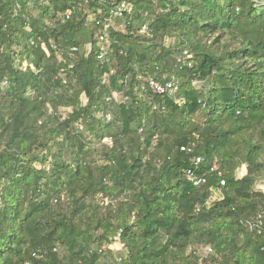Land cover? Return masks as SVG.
Instances as JSON below:
<instances>
[{"label": "trees", "instance_id": "1", "mask_svg": "<svg viewBox=\"0 0 264 264\" xmlns=\"http://www.w3.org/2000/svg\"><path fill=\"white\" fill-rule=\"evenodd\" d=\"M262 179L264 0H0V264H264Z\"/></svg>", "mask_w": 264, "mask_h": 264}, {"label": "built area", "instance_id": "2", "mask_svg": "<svg viewBox=\"0 0 264 264\" xmlns=\"http://www.w3.org/2000/svg\"><path fill=\"white\" fill-rule=\"evenodd\" d=\"M132 13H133V6L127 2H121L112 9L110 16L107 17V19L105 20V23L103 24L102 29L98 35V44H97L98 49H99L98 58L102 63L107 61L108 54L111 50L112 31H114V30L124 31L125 26L124 25H122V26L118 25V21L124 20L126 15H129ZM70 15H71V11L68 12V16H70ZM153 21H154V19H152L150 22L144 24L140 30V34L150 35L152 33L151 25L153 24ZM52 47L54 49H56L55 45H52ZM78 51H79V49L77 47H72L69 51V55L71 57H74ZM183 57L184 58L190 57L189 51L186 48H182V56L179 57V62H181ZM103 83L107 84V79H104ZM180 83H181L180 79H178L177 77H172L170 79H168L167 77H164V79L162 81H158L155 79L149 80V85H150L151 89L153 90V93L159 94V95H164V94H168V93L171 95H175V93L179 89ZM113 97L117 101L122 100V96L120 94H115ZM112 99L113 98H108L107 101H112ZM182 150L183 151H186V150L191 151V148H183ZM196 163L197 164L201 163V159L197 158ZM211 171L218 173V175L221 178V181H220L221 187L220 188L224 187L226 185V181L223 178L222 173L218 171L217 165H214ZM193 182L195 185H199L201 183H204L205 180H203V179L193 180ZM251 226H252L251 230H253V227H255L256 230L258 231V233L261 234L263 231L264 222L261 218H258L256 220V224L251 225ZM114 247H117V246L114 245L111 248H114ZM199 248L197 250L195 249V253L201 259L208 258V257L215 255L214 249L210 246H199ZM40 252L35 253V256L38 257ZM55 252H59L58 249H55ZM118 263L119 264L122 263V258L118 259ZM28 264H30V263H28Z\"/></svg>", "mask_w": 264, "mask_h": 264}, {"label": "rangeland", "instance_id": "3", "mask_svg": "<svg viewBox=\"0 0 264 264\" xmlns=\"http://www.w3.org/2000/svg\"><path fill=\"white\" fill-rule=\"evenodd\" d=\"M121 26V25H120ZM168 40L170 41V43H172V44H175V43H177L176 41L177 40H175V39H169L168 38ZM86 51H87V53H89L90 51H91V46L90 45H87L86 46ZM65 112V111H64ZM239 177H243V176H245L246 174H247V170H246V166H243L241 169H239ZM257 188L258 189H260V190H262V191H264V179H262V180H260L259 182H258V184H257ZM199 248V246L196 248V250ZM200 249V248H199Z\"/></svg>", "mask_w": 264, "mask_h": 264}]
</instances>
